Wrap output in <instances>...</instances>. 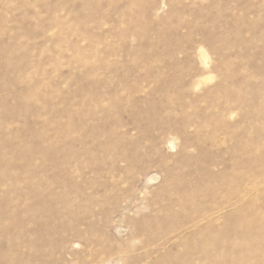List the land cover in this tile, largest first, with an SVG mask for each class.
<instances>
[{
	"label": "rangeland",
	"instance_id": "1",
	"mask_svg": "<svg viewBox=\"0 0 264 264\" xmlns=\"http://www.w3.org/2000/svg\"><path fill=\"white\" fill-rule=\"evenodd\" d=\"M0 264H264V0H0Z\"/></svg>",
	"mask_w": 264,
	"mask_h": 264
},
{
	"label": "bare ground",
	"instance_id": "2",
	"mask_svg": "<svg viewBox=\"0 0 264 264\" xmlns=\"http://www.w3.org/2000/svg\"><path fill=\"white\" fill-rule=\"evenodd\" d=\"M205 64H207V63H205ZM236 238V237H235ZM238 239V238H237ZM238 240H240V239H238ZM243 240V239H242ZM244 241V240H243ZM251 247V246H250Z\"/></svg>",
	"mask_w": 264,
	"mask_h": 264
}]
</instances>
